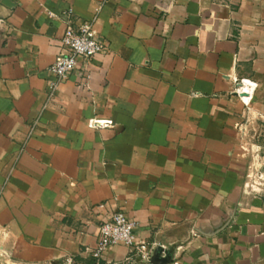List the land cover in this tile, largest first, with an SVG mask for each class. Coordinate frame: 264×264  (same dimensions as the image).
Returning <instances> with one entry per match:
<instances>
[{
  "label": "crops",
  "instance_id": "crops-1",
  "mask_svg": "<svg viewBox=\"0 0 264 264\" xmlns=\"http://www.w3.org/2000/svg\"><path fill=\"white\" fill-rule=\"evenodd\" d=\"M93 19L107 46L48 102ZM263 150L264 0H0V264H152L93 258L116 209L169 264H264Z\"/></svg>",
  "mask_w": 264,
  "mask_h": 264
},
{
  "label": "built area",
  "instance_id": "built-area-1",
  "mask_svg": "<svg viewBox=\"0 0 264 264\" xmlns=\"http://www.w3.org/2000/svg\"><path fill=\"white\" fill-rule=\"evenodd\" d=\"M50 14L52 16L55 15L54 13ZM69 14L72 15V11H69ZM95 24L96 19L90 21H72L67 28L60 41L62 50L50 66L54 80L49 85L48 102L55 97L62 83L78 69L80 60H82L86 67H89L91 61L101 54L107 46V43L102 41L97 35ZM39 121L40 117L37 118L34 126ZM89 125L95 128L108 127L112 125V121L92 119L89 121ZM32 133L33 131H31V135ZM104 207L105 204L98 205V208ZM136 227V221L132 220L125 210L116 209L109 218L100 223L97 244L92 252L93 258L100 260L110 246L122 244L128 247L130 251L137 252L143 258L151 261L155 248L144 241L138 243V238L135 234ZM64 264L79 263L70 256L67 257Z\"/></svg>",
  "mask_w": 264,
  "mask_h": 264
},
{
  "label": "water",
  "instance_id": "water-1",
  "mask_svg": "<svg viewBox=\"0 0 264 264\" xmlns=\"http://www.w3.org/2000/svg\"><path fill=\"white\" fill-rule=\"evenodd\" d=\"M164 254V250L160 247H157L154 250V253L151 257V263L152 264H169L172 262V255L171 253H166V255Z\"/></svg>",
  "mask_w": 264,
  "mask_h": 264
},
{
  "label": "rangeland",
  "instance_id": "rangeland-1",
  "mask_svg": "<svg viewBox=\"0 0 264 264\" xmlns=\"http://www.w3.org/2000/svg\"><path fill=\"white\" fill-rule=\"evenodd\" d=\"M264 151V150H263ZM249 159H253L257 155V151L253 147H248Z\"/></svg>",
  "mask_w": 264,
  "mask_h": 264
}]
</instances>
